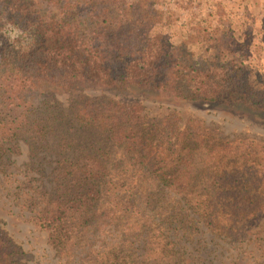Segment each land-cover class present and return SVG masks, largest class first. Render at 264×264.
Returning <instances> with one entry per match:
<instances>
[{"label": "trees", "instance_id": "16d2710c", "mask_svg": "<svg viewBox=\"0 0 264 264\" xmlns=\"http://www.w3.org/2000/svg\"><path fill=\"white\" fill-rule=\"evenodd\" d=\"M157 16L145 1L0 0L2 200L64 264H241L264 252L259 158L193 119L153 122L142 102L80 95L90 86L264 122V81L236 59L232 30L203 29L199 55L185 54ZM220 32L228 42L212 48ZM24 256L0 221V264Z\"/></svg>", "mask_w": 264, "mask_h": 264}, {"label": "rangeland", "instance_id": "374dc122", "mask_svg": "<svg viewBox=\"0 0 264 264\" xmlns=\"http://www.w3.org/2000/svg\"><path fill=\"white\" fill-rule=\"evenodd\" d=\"M127 4L147 2L154 13L158 14L154 22L159 20L162 30L171 36V43L179 51L199 55L195 40H199L203 29L213 28L232 30L240 38L232 50L240 62H245L253 71V79L264 81V0H124ZM163 17V19L161 18ZM212 48H218V43L223 38L222 32L211 36ZM203 38V37H202ZM220 38V39H219ZM193 42V43H192ZM243 54V57H242ZM80 92V91H79ZM79 92L74 93L69 99L64 95L58 96V101L71 100ZM109 93V94H108ZM80 95L88 97L116 96L119 100L134 104L142 102L149 112V118H163L169 114L181 116L185 121L193 119L196 126L206 132H212L216 141L226 144L237 152L252 153L250 164H257L256 158L264 163V122L253 120L244 115H232L220 112L207 105H193L187 103L161 104L154 98L149 101L138 99L126 93L103 91L101 88L88 86L82 89ZM117 99V100H118ZM70 102V101H69ZM160 116V117H159ZM185 124L183 125V128ZM24 155L20 162L28 161V151L23 149ZM48 154V153H47ZM48 160V159H47ZM45 173V172H44ZM7 192L0 187V221L1 226L8 236L22 248L25 256L23 262L27 264H64L51 248L48 234L41 232L28 222L27 217L18 215L16 203L12 207L9 200H2ZM10 197V196H8ZM10 199V198H8ZM25 214V213H24ZM230 264V262H228ZM241 264H264V252L254 248V254L248 256Z\"/></svg>", "mask_w": 264, "mask_h": 264}]
</instances>
